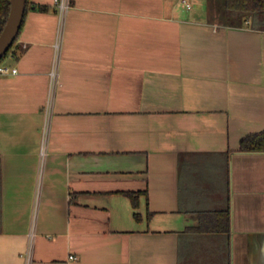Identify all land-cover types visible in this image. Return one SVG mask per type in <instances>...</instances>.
I'll return each mask as SVG.
<instances>
[{"label": "crops", "instance_id": "crops-1", "mask_svg": "<svg viewBox=\"0 0 264 264\" xmlns=\"http://www.w3.org/2000/svg\"><path fill=\"white\" fill-rule=\"evenodd\" d=\"M29 5L1 61L0 264H264V150H240L264 29L210 0H69L60 37L54 0Z\"/></svg>", "mask_w": 264, "mask_h": 264}, {"label": "trees", "instance_id": "trees-1", "mask_svg": "<svg viewBox=\"0 0 264 264\" xmlns=\"http://www.w3.org/2000/svg\"><path fill=\"white\" fill-rule=\"evenodd\" d=\"M9 6V0H0V32L8 15ZM29 6V0H27L25 11ZM33 7L39 10L48 9V6L43 4H35ZM222 8L225 15L236 19L233 21L234 24L241 25L243 21L250 19V25L253 28L264 29V0H222ZM240 150H264V130L243 137L240 140ZM126 194L131 198L133 205L137 207V193L126 192ZM135 217L138 218L137 213H135Z\"/></svg>", "mask_w": 264, "mask_h": 264}, {"label": "built area", "instance_id": "built-area-1", "mask_svg": "<svg viewBox=\"0 0 264 264\" xmlns=\"http://www.w3.org/2000/svg\"><path fill=\"white\" fill-rule=\"evenodd\" d=\"M54 4L58 7V10H59V16H60L59 36L61 37L65 14L69 8V0H54ZM59 42H60V38H59L58 42L56 43L55 60H54L53 67L50 71V88H49L48 101L46 103V120L44 122V128H43L42 150H41L42 154H45V149L47 146L49 121H50V117H51L52 104H53V92H54L55 87L57 85V66H58V55H59ZM16 72H17L16 67H10V66L0 62V74L16 73ZM70 257H74V256L71 255Z\"/></svg>", "mask_w": 264, "mask_h": 264}, {"label": "water", "instance_id": "water-1", "mask_svg": "<svg viewBox=\"0 0 264 264\" xmlns=\"http://www.w3.org/2000/svg\"><path fill=\"white\" fill-rule=\"evenodd\" d=\"M27 0H9V12L0 32V59L16 39L25 13Z\"/></svg>", "mask_w": 264, "mask_h": 264}, {"label": "rangeland", "instance_id": "rangeland-1", "mask_svg": "<svg viewBox=\"0 0 264 264\" xmlns=\"http://www.w3.org/2000/svg\"><path fill=\"white\" fill-rule=\"evenodd\" d=\"M212 2L213 6V10L218 14L215 15L216 19L218 21H228V22H233L236 19L231 17L230 15H224V10L222 8V0H210ZM5 56L2 57V59L0 60V62L4 59Z\"/></svg>", "mask_w": 264, "mask_h": 264}]
</instances>
